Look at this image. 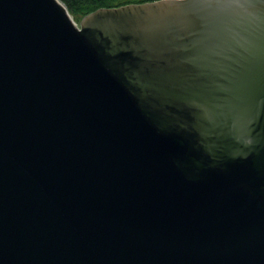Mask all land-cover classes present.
I'll return each instance as SVG.
<instances>
[{
    "label": "water",
    "instance_id": "obj_1",
    "mask_svg": "<svg viewBox=\"0 0 264 264\" xmlns=\"http://www.w3.org/2000/svg\"><path fill=\"white\" fill-rule=\"evenodd\" d=\"M0 264H264V0H0Z\"/></svg>",
    "mask_w": 264,
    "mask_h": 264
},
{
    "label": "trees",
    "instance_id": "obj_2",
    "mask_svg": "<svg viewBox=\"0 0 264 264\" xmlns=\"http://www.w3.org/2000/svg\"><path fill=\"white\" fill-rule=\"evenodd\" d=\"M74 20L80 21L86 14L100 7H116L129 3H142L154 0H60Z\"/></svg>",
    "mask_w": 264,
    "mask_h": 264
},
{
    "label": "rangeland",
    "instance_id": "obj_3",
    "mask_svg": "<svg viewBox=\"0 0 264 264\" xmlns=\"http://www.w3.org/2000/svg\"><path fill=\"white\" fill-rule=\"evenodd\" d=\"M76 21V23H78L79 21H77V20H75Z\"/></svg>",
    "mask_w": 264,
    "mask_h": 264
}]
</instances>
